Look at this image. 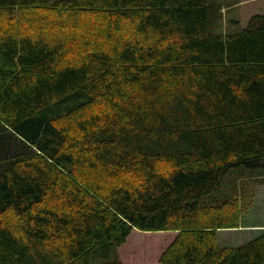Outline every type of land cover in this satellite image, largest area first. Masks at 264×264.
Listing matches in <instances>:
<instances>
[{
  "label": "trees",
  "instance_id": "16d2710c",
  "mask_svg": "<svg viewBox=\"0 0 264 264\" xmlns=\"http://www.w3.org/2000/svg\"><path fill=\"white\" fill-rule=\"evenodd\" d=\"M222 8L0 0V264H264L217 238L264 171V14Z\"/></svg>",
  "mask_w": 264,
  "mask_h": 264
},
{
  "label": "rangeland",
  "instance_id": "374dc122",
  "mask_svg": "<svg viewBox=\"0 0 264 264\" xmlns=\"http://www.w3.org/2000/svg\"><path fill=\"white\" fill-rule=\"evenodd\" d=\"M219 6L223 8L220 12L219 10L216 11L217 19L213 25L215 32L228 29L227 20L233 21L236 19L243 27L251 16L264 14V0H219ZM0 26H3V24H0ZM137 89L140 91L139 87ZM92 110L95 111H84L80 115V119L64 120L60 124L70 129L68 131L70 135H75L77 121L87 119L88 115L96 112V109ZM221 191L226 195L231 194V197H236L241 220L239 228L217 232L219 245L236 247L264 234V171L233 169L226 175Z\"/></svg>",
  "mask_w": 264,
  "mask_h": 264
}]
</instances>
